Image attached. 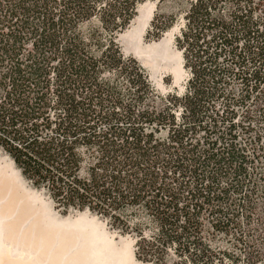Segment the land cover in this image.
Listing matches in <instances>:
<instances>
[{
  "label": "trees",
  "instance_id": "obj_1",
  "mask_svg": "<svg viewBox=\"0 0 264 264\" xmlns=\"http://www.w3.org/2000/svg\"><path fill=\"white\" fill-rule=\"evenodd\" d=\"M145 1L0 0V151L137 261L264 263V0H149L146 37L180 22L164 94L118 40Z\"/></svg>",
  "mask_w": 264,
  "mask_h": 264
},
{
  "label": "bare ground",
  "instance_id": "obj_2",
  "mask_svg": "<svg viewBox=\"0 0 264 264\" xmlns=\"http://www.w3.org/2000/svg\"><path fill=\"white\" fill-rule=\"evenodd\" d=\"M36 198L13 163L0 162V264H135L130 242L116 249L94 219H57Z\"/></svg>",
  "mask_w": 264,
  "mask_h": 264
},
{
  "label": "rangeland",
  "instance_id": "obj_3",
  "mask_svg": "<svg viewBox=\"0 0 264 264\" xmlns=\"http://www.w3.org/2000/svg\"><path fill=\"white\" fill-rule=\"evenodd\" d=\"M154 2L157 3V1L148 0L137 6L136 16L128 25V27L122 33L119 34L118 40L122 47L123 53L126 56L130 55L134 57L139 62V64L146 70L155 90H157L161 94L170 92L173 89L178 92H181L184 88V84L187 79V73L182 69L181 52L176 50L173 45V38L178 32L180 22L173 25L159 38L146 37V31L148 30L151 18L156 7V5L154 7L152 6V3ZM170 5L171 1L167 3V6L169 8L166 11L168 12L171 10ZM142 22H144V24ZM166 78H169L167 82L165 81ZM2 161L12 162V160L8 156H6L0 151V162ZM14 168L17 170L20 178L23 180L25 189L34 191L37 197L35 201L36 207L44 208L45 210L50 212L51 216L57 219L74 220L80 215H85L90 219H94V224H98L96 226L100 227L98 231H105L107 233L108 240L111 241V243L116 249H124V247H126L125 244L130 242L131 245L129 246V250L127 251L130 253L132 251L134 257V239L132 237H130L129 235H121L113 230H110L105 220L99 218L96 215L91 214L88 210H72L67 213L60 212L53 206V203L44 194L43 191L32 188L28 184V182L21 176L19 170L15 166ZM101 228H104V230ZM133 260L135 264H148L137 261L135 257L133 258Z\"/></svg>",
  "mask_w": 264,
  "mask_h": 264
},
{
  "label": "water",
  "instance_id": "obj_4",
  "mask_svg": "<svg viewBox=\"0 0 264 264\" xmlns=\"http://www.w3.org/2000/svg\"><path fill=\"white\" fill-rule=\"evenodd\" d=\"M156 5V2L152 3V6L154 7Z\"/></svg>",
  "mask_w": 264,
  "mask_h": 264
}]
</instances>
